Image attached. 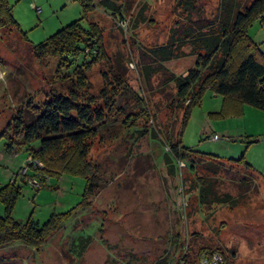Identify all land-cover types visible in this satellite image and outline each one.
Returning <instances> with one entry per match:
<instances>
[{
  "label": "rangeland",
  "instance_id": "374dc122",
  "mask_svg": "<svg viewBox=\"0 0 264 264\" xmlns=\"http://www.w3.org/2000/svg\"><path fill=\"white\" fill-rule=\"evenodd\" d=\"M7 1L25 37L15 29H0V187L7 183L20 185L11 212L19 222L31 216L41 224L51 214L70 213L37 250L19 240L0 247V264H177L184 241L190 246L187 264L196 262L200 252L212 249L224 253L223 264L264 261L245 260L247 253H264V110L246 104L239 116L211 119L207 111L218 109L220 99L207 93L201 104L192 105L181 127L182 109L174 107L172 101L174 83H161L163 76L158 72L146 79L142 71L144 64L155 61L148 55L149 48L165 44L171 29L175 27L176 31V22H187L181 3L116 0L127 21L123 28L116 23L118 14L105 10L100 0L94 1L95 10L87 17L102 29L105 56L86 71L87 92L99 103L102 88L109 90L115 84L120 92L89 152V160L95 163L100 176V187L87 196L90 205L81 208L84 177L62 173L58 178L50 176L40 188L33 187L21 175L25 151L6 148L8 137L18 143L22 140L11 126L14 113L25 108L27 102L39 105L65 93L72 65L59 55L38 58L30 46L77 19L81 5L74 0ZM194 4V20L213 19L218 13L219 0H194ZM247 32L264 51V23L253 22ZM181 45V56L164 62L177 75L195 67L197 53L202 52L189 41ZM117 77H122L124 83L116 85ZM134 116L137 118L132 123H125ZM206 120L211 124L207 134L217 133L218 140L205 137L202 128ZM152 128L161 135L169 133L172 139L179 130L185 146L222 159L242 156L248 164L230 166L224 162L230 169L218 175L219 189L233 196L242 191L233 180L239 176L235 171L248 174L256 184L239 198V207L231 212L226 230L218 229V220L224 219V210L228 213V209H220L212 219L214 213H210L222 204H196L194 188L187 192L194 207L189 206V215L181 216L180 177L165 169L164 146L159 137L151 135ZM258 135L262 139L253 141ZM3 211L0 201V214ZM88 236L89 242L80 252Z\"/></svg>",
  "mask_w": 264,
  "mask_h": 264
},
{
  "label": "trees",
  "instance_id": "16d2710c",
  "mask_svg": "<svg viewBox=\"0 0 264 264\" xmlns=\"http://www.w3.org/2000/svg\"><path fill=\"white\" fill-rule=\"evenodd\" d=\"M74 1L81 5V15L43 41L30 46L31 52L38 58L44 55H59L63 61L72 65L73 73L66 77L68 83L65 93H60L39 105L27 102L25 108L14 113L11 126L22 140L18 143L10 136L6 148H20L26 155H31L41 163V166L28 164L21 174L24 175V181L25 177L27 181L30 177L40 182V185L33 187L40 188L50 176L58 178L62 173L84 177L86 185L80 207L85 208L90 205L87 196L97 191L101 183L95 163L89 160L91 143L98 134V128L106 121L108 111L113 109L114 98L120 91L115 84L109 90L102 88L98 95L102 100L100 103L96 96L87 92L89 81L85 73L105 56L102 29L87 17L95 10V0ZM177 1L185 10L184 19L187 22H176L177 29H171L165 44L149 48L148 55L156 62L152 60L153 62L144 64L142 71L146 79L158 72L163 76L161 83H174L176 93L172 101L174 107L182 109L181 127L186 122L192 105L201 104L207 93L220 99L218 109L207 111V116L211 119L239 116L243 114L246 104L264 110V51L247 32L253 22L264 23V0H250L244 5H241L239 0H219L218 13L209 20L191 18L192 9H196L194 0ZM7 2L0 0V29H15L21 31L25 37ZM100 4L114 16L119 15L117 22L126 19L121 15L116 0H100ZM196 11L199 12V9ZM84 20L86 24H83ZM184 41H189L193 48L202 52L197 53L195 67L177 75L168 70L164 62L181 56V44ZM117 78L116 85L124 83L122 77ZM136 118L137 116H134L131 122L126 119L124 121L129 124ZM149 131L163 143L165 169L169 174L176 173L180 177L182 193L187 195L186 204H182L185 216L189 215V206L194 207L190 201L191 194L188 196L187 193L190 192L189 188L196 190V204L209 207L213 203L235 206L241 201L243 193L256 187L248 174L235 171L239 176L233 180L241 185V193L233 196L230 192L219 189V173L230 169H226L224 162L230 166H248L242 156L222 159L216 155L198 152L181 144L179 130L174 136L175 139H172L169 133L158 134L154 128ZM5 133L8 136L7 131H4ZM179 162L184 164L179 165ZM182 168L186 171L184 174ZM19 186L7 183L0 187V201L4 206V211L0 214V247L19 240L37 250L61 225V221L70 211L51 214L41 224L36 223L31 216L25 222H19L11 214L15 199L20 193ZM220 226L224 227V223ZM88 239L89 236L81 245L80 252L84 251ZM189 247L188 242L181 244L177 264L189 262ZM215 250L222 253L219 249L200 252L193 264H198L201 256L209 257ZM222 255L224 261V253Z\"/></svg>",
  "mask_w": 264,
  "mask_h": 264
},
{
  "label": "built area",
  "instance_id": "2783aa9c",
  "mask_svg": "<svg viewBox=\"0 0 264 264\" xmlns=\"http://www.w3.org/2000/svg\"><path fill=\"white\" fill-rule=\"evenodd\" d=\"M34 9L36 11H39L40 8L38 6H34ZM119 24V26L121 27H126L127 25V21L126 19H122V20H119L117 22ZM206 136L210 139V140H215L219 138V135L217 133H213V134H206ZM24 162V166H23V172L25 170V167L30 164V163H33L34 166H41V163L38 162L37 159H34L31 155L27 154L26 155V158H25V161ZM184 163L183 162H179V165H183ZM28 182L32 185V186H38L40 185V182H38L36 179L34 178H28ZM179 189L180 191H182V187L181 185L179 186ZM186 199H187V195H183L182 197V200H181V204H186ZM181 216L184 218L185 214L184 212L181 211ZM185 250H186V245H185ZM223 261V255L222 253H220V251H213L211 252V254L208 256H201L200 257V260L198 261V264H221Z\"/></svg>",
  "mask_w": 264,
  "mask_h": 264
},
{
  "label": "crops",
  "instance_id": "0c3cea01",
  "mask_svg": "<svg viewBox=\"0 0 264 264\" xmlns=\"http://www.w3.org/2000/svg\"><path fill=\"white\" fill-rule=\"evenodd\" d=\"M210 123V121L209 120H206V122L204 123L205 125H204V127L202 128V132L203 133H208L209 132V130H207V129H209L210 128V125L211 124H209ZM258 137V139H256L257 141H259L260 139H262V136L261 135H258L257 136ZM256 137V138H257ZM231 157V156H230ZM171 204V203H170ZM258 206H260V205H258ZM224 207H226V209H228L227 211H229L228 213L226 212V210H224L225 211V215L222 217V218H224V219H220V220H218L219 221V225H218V227H216V228H218V229H220L221 231H224V230H226L227 229V227H229L230 226V224H231V216H230V214H231V212L233 211V209L234 208H237V207H239L238 205H235V206H229V205H227V204H222V205H220L219 207H216L213 211H212V213H210V214H213L212 216V219L213 218H216L215 217V215H216V213H217V211H219L220 209H223ZM208 215V214H207ZM198 216V215H197ZM196 216V217H197ZM227 218H226V217ZM234 217H235V215H234ZM211 222V221H210ZM214 222V221H213ZM224 223V227H221L220 226V224L221 223ZM211 224H212V226H214V223H212L211 222ZM239 227V226H238ZM240 229V228H239ZM241 230V229H240ZM244 230V228L242 227V231ZM245 236H249V237H252L251 235H247V234H245ZM254 238V237H253ZM259 245V244H258ZM245 260H258L259 262L260 261H262V260H264V253H261V255H260V253L259 254H253V255H251V254H249V253H247V256L245 257ZM262 262H264V261H262ZM262 262H260L259 264H262Z\"/></svg>",
  "mask_w": 264,
  "mask_h": 264
},
{
  "label": "water",
  "instance_id": "95a60500",
  "mask_svg": "<svg viewBox=\"0 0 264 264\" xmlns=\"http://www.w3.org/2000/svg\"><path fill=\"white\" fill-rule=\"evenodd\" d=\"M256 139H258V138L253 139V141H255Z\"/></svg>",
  "mask_w": 264,
  "mask_h": 264
}]
</instances>
